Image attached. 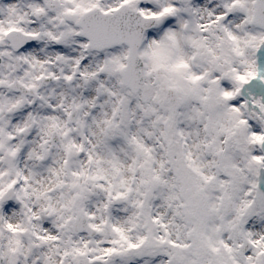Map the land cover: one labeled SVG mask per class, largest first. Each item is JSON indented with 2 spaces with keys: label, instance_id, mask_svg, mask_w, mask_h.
<instances>
[{
  "label": "snow or ice",
  "instance_id": "6c2138e0",
  "mask_svg": "<svg viewBox=\"0 0 264 264\" xmlns=\"http://www.w3.org/2000/svg\"><path fill=\"white\" fill-rule=\"evenodd\" d=\"M0 264H264V0H0Z\"/></svg>",
  "mask_w": 264,
  "mask_h": 264
}]
</instances>
